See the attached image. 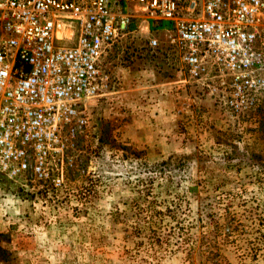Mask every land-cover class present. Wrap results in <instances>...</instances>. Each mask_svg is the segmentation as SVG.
Returning <instances> with one entry per match:
<instances>
[{"label": "rangeland", "instance_id": "374dc122", "mask_svg": "<svg viewBox=\"0 0 264 264\" xmlns=\"http://www.w3.org/2000/svg\"><path fill=\"white\" fill-rule=\"evenodd\" d=\"M112 60L69 161L0 171V264H264V92L184 85L163 52Z\"/></svg>", "mask_w": 264, "mask_h": 264}, {"label": "built area", "instance_id": "2783aa9c", "mask_svg": "<svg viewBox=\"0 0 264 264\" xmlns=\"http://www.w3.org/2000/svg\"><path fill=\"white\" fill-rule=\"evenodd\" d=\"M263 28L264 0H0V171L48 176L71 159L119 51L163 52L205 93L264 92Z\"/></svg>", "mask_w": 264, "mask_h": 264}, {"label": "trees", "instance_id": "16d2710c", "mask_svg": "<svg viewBox=\"0 0 264 264\" xmlns=\"http://www.w3.org/2000/svg\"><path fill=\"white\" fill-rule=\"evenodd\" d=\"M157 28L169 27L170 23L167 21H159L156 25Z\"/></svg>", "mask_w": 264, "mask_h": 264}]
</instances>
